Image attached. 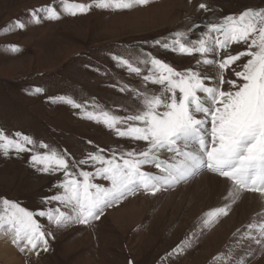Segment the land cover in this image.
Masks as SVG:
<instances>
[{
  "label": "rangeland",
  "instance_id": "obj_1",
  "mask_svg": "<svg viewBox=\"0 0 264 264\" xmlns=\"http://www.w3.org/2000/svg\"><path fill=\"white\" fill-rule=\"evenodd\" d=\"M200 3L208 4L210 11L199 9ZM50 5L61 12L60 19L49 20L40 13V23L30 20L33 9ZM249 7H264V0H152L131 10L93 7L75 16L62 11L60 0H0V129L29 135L66 151L75 160L97 147L107 153L143 147L142 142L118 137L103 124L88 119L83 108L56 98L72 97L89 111L100 105L123 115L134 99L119 88L124 84L139 88L141 80L119 67L113 55L139 54L143 48L178 70L194 66L199 57L154 48L151 42L186 31L193 23L198 27L191 38L196 39L209 21ZM17 19L26 23L24 29L15 28ZM10 45L19 50L12 51ZM244 47L234 44L229 51L236 54ZM226 78L235 77L229 71ZM37 87L44 91L35 92ZM35 150L45 151L39 143ZM31 155L10 151L5 156L0 152V198L17 201L34 213L59 207L58 202L47 203L46 197L56 194L62 174L38 171L30 163ZM83 167L92 171L91 166ZM145 170L157 171L151 165ZM207 174L223 180V187L208 181ZM95 182L109 184L100 178ZM230 186L227 178L205 170L155 195L143 190L129 195L87 225L57 227L46 217L37 216L51 232L48 250L21 252L10 239L9 249L15 255L0 252V264H129L130 260L132 264H254L263 255L262 248L246 257L247 247L264 237L255 232L252 237L244 236L256 212L242 203L245 194L257 193H244L227 215L203 227L205 214L224 205ZM186 240L190 246L173 252Z\"/></svg>",
  "mask_w": 264,
  "mask_h": 264
},
{
  "label": "snow or ice",
  "instance_id": "obj_2",
  "mask_svg": "<svg viewBox=\"0 0 264 264\" xmlns=\"http://www.w3.org/2000/svg\"><path fill=\"white\" fill-rule=\"evenodd\" d=\"M151 2L60 0V7L64 13L75 16L93 7L131 10ZM198 7L210 11L206 3ZM40 13H45L49 20L61 17L57 7L50 5L33 9L30 20L40 23ZM14 26L24 29L26 23L17 19ZM196 27L193 23L186 31H176L151 42L154 48L199 57L194 66L178 70L143 48L139 54L112 56L119 67L141 80L139 88L127 84L119 88L134 99L123 115L100 105L89 111L72 97L56 98L83 108L88 119L103 124L118 137L142 142L143 147L110 153L97 147L83 159L75 160L66 151L37 142L29 135L8 134L0 129V152L5 156L10 151L17 155L32 153V167L49 174L60 172L63 176L55 186L56 194L46 197L47 203L55 201L59 207L34 213L17 201L0 198V234L10 236L21 252L47 251L51 232L37 216L46 217L57 227L87 225L129 195L141 190L155 195L205 170L227 178L231 186L224 205L205 214L203 227H210L219 216L227 215L231 205L246 192L257 193L264 207V7H249L238 14L209 21L198 38L192 39ZM234 44L244 45V50L231 54L229 49ZM10 48L19 50L16 45ZM208 69H214V74ZM229 71L235 78H226ZM34 91L44 90L37 87ZM38 143L45 151L35 150ZM85 165L91 166L92 171L86 170ZM146 165L157 171H146ZM96 178L108 181V186L96 183ZM247 229L246 237H252L254 232L264 237V212ZM187 246L190 241H183L173 252L183 251Z\"/></svg>",
  "mask_w": 264,
  "mask_h": 264
},
{
  "label": "bare ground",
  "instance_id": "obj_3",
  "mask_svg": "<svg viewBox=\"0 0 264 264\" xmlns=\"http://www.w3.org/2000/svg\"><path fill=\"white\" fill-rule=\"evenodd\" d=\"M208 179V181H212V182H217L218 183V186L219 187H223L224 185V182L223 180L220 181L219 178H216V177H211L210 175H205ZM227 183V181H226ZM227 186V185H225ZM226 189V188H225ZM244 195V194H243ZM247 197L243 199V203L246 207H249V209L252 211V212H256V216L258 214H260L261 212H264V208L262 207V204H261V199L258 197V195H250V194H245ZM11 237L10 236H4L3 234H0V252L3 253V254H8L10 252V254H12V256L15 255V252L12 251V249L10 250V245H9V242L10 241ZM258 239V238H257ZM261 240L262 242L261 243H255L254 245H251V247H247L248 249V253L245 254V256L247 257L249 254L250 256L251 255H254L256 250L258 249H261L262 248V256L258 259H256L254 261V264H264V248L262 247L264 245V238L262 239H259ZM3 241L6 243L3 244ZM2 242V243H1ZM8 243V244H7ZM259 244V245H258ZM251 252V253H250ZM249 256V257H250ZM245 259V258H244Z\"/></svg>",
  "mask_w": 264,
  "mask_h": 264
}]
</instances>
